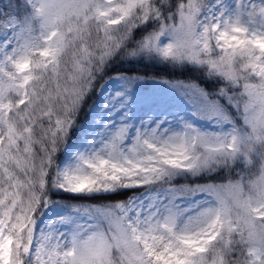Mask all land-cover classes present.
Here are the masks:
<instances>
[{"label":"snow or ice","instance_id":"snow-or-ice-1","mask_svg":"<svg viewBox=\"0 0 264 264\" xmlns=\"http://www.w3.org/2000/svg\"><path fill=\"white\" fill-rule=\"evenodd\" d=\"M0 264H264V0H0Z\"/></svg>","mask_w":264,"mask_h":264},{"label":"trees","instance_id":"trees-1","mask_svg":"<svg viewBox=\"0 0 264 264\" xmlns=\"http://www.w3.org/2000/svg\"><path fill=\"white\" fill-rule=\"evenodd\" d=\"M128 73V74H139L141 76H147V77H155L157 79H162V78H168V79H187L188 74L184 73L181 74L179 72H170L166 68L156 66V65H144V64H139V65H122L119 67H116L112 70V72L108 73V75H114L116 73ZM107 79V77H105ZM100 83H103L101 81ZM99 88V84L97 85V89ZM96 99V93L94 92L90 98L87 100V102L84 105V110L81 112V119H84L87 110L89 106L93 103V101ZM183 183L184 181H180ZM57 199H71L70 196L67 197H56ZM124 197H115V199H123Z\"/></svg>","mask_w":264,"mask_h":264}]
</instances>
